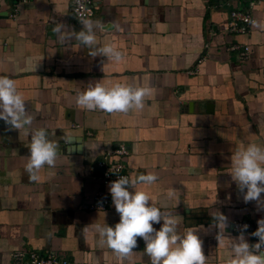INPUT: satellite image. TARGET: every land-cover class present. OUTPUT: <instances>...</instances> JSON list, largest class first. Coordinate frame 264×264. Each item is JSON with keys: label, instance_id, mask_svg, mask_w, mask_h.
Here are the masks:
<instances>
[{"label": "crops", "instance_id": "obj_1", "mask_svg": "<svg viewBox=\"0 0 264 264\" xmlns=\"http://www.w3.org/2000/svg\"><path fill=\"white\" fill-rule=\"evenodd\" d=\"M94 1L88 19L100 25L96 46L113 44L122 53L119 62L91 57L75 39L58 40V23L82 30L72 0L19 2L15 18V1L0 0V76L16 81L33 117L31 129L0 120V264H13L17 249L54 251L70 264H125L91 226L120 220L109 187L108 208H83L100 188L96 160L121 142L130 152L129 178L156 173L154 184L137 187L162 211L179 215L181 231L203 226L207 264H226L229 241L218 244L211 213L229 218L231 236L240 234L234 220L264 218L255 201H243L231 177L238 149L264 147V27L252 25L242 36L223 32L222 24L232 7L250 2L264 24V0ZM233 43L248 44L247 58L228 49ZM97 81L109 88L142 85L152 94L143 109L127 113L78 106L77 96ZM38 128L56 132L58 158L30 181L25 166L31 130ZM245 236L250 243L252 236ZM144 249L138 238L126 264H150Z\"/></svg>", "mask_w": 264, "mask_h": 264}, {"label": "clouds", "instance_id": "obj_2", "mask_svg": "<svg viewBox=\"0 0 264 264\" xmlns=\"http://www.w3.org/2000/svg\"><path fill=\"white\" fill-rule=\"evenodd\" d=\"M82 30L69 31L64 23H58L53 32L61 43L75 39L81 45L90 49L89 55H102L109 61L117 62L123 59L122 53L109 43L97 47L96 29L98 22L81 19ZM253 26L264 27L252 20ZM114 27H118L115 26ZM152 94V89L146 86L117 83L105 87L97 81L76 98L78 106L88 110H101L107 113H127L132 109H143L145 98ZM0 120L12 129L32 128L33 117L29 114L26 101L18 90L16 81L8 76H0ZM56 132L46 128L32 129L30 133V155L25 166V172L30 181L39 178V171L47 165L54 167L58 158V141ZM231 177L236 183L243 201L256 202L258 209L264 210V147L249 143L246 148L238 149L232 156ZM158 180L154 172L140 174L136 179L120 176L110 182L109 191L113 205L120 216L115 226L99 224L94 226L102 242L123 261L138 247V238L145 243L144 253L149 257L150 264H207L209 256L204 252V241L200 232L203 226L188 227L181 231V220L177 214L165 212L153 202L151 195L140 190L137 185H151ZM151 202V203H150ZM213 224L210 229H218L215 239L218 244L229 241V254L226 264H264V218L258 220V228L251 236L258 242L250 244L245 236L249 225L241 226L238 236L226 235L231 226L229 218L221 211L211 213ZM159 229L155 224H161ZM90 226H85L82 234H87ZM207 234V231L205 232Z\"/></svg>", "mask_w": 264, "mask_h": 264}, {"label": "built area", "instance_id": "obj_3", "mask_svg": "<svg viewBox=\"0 0 264 264\" xmlns=\"http://www.w3.org/2000/svg\"><path fill=\"white\" fill-rule=\"evenodd\" d=\"M14 8L10 17L16 16L19 2L26 0H14ZM96 2L94 0H72L71 12L75 20L80 23L81 19H88L95 13ZM254 2H250L247 7H232L225 22L222 24V31L233 35L247 36L252 27V20H255L252 9ZM229 50L237 51L239 59L247 58L249 52L248 44L233 43L228 47ZM194 73L195 70L188 71ZM130 152L124 143H118L113 149L103 153L95 162V167L101 170L99 175L100 188L92 196L91 201L85 203L83 208L89 210H105L110 205V194L106 190L110 182L118 179L120 176H130L127 165V157ZM93 168V167H92ZM258 221L234 220L232 222L233 230L240 232L242 225H249L247 232L251 235L258 228ZM258 242L257 237H251L250 244ZM13 264H70L68 259L62 254L48 251L39 253L32 249H17L11 252Z\"/></svg>", "mask_w": 264, "mask_h": 264}, {"label": "water", "instance_id": "obj_4", "mask_svg": "<svg viewBox=\"0 0 264 264\" xmlns=\"http://www.w3.org/2000/svg\"><path fill=\"white\" fill-rule=\"evenodd\" d=\"M100 172H101V170H100Z\"/></svg>", "mask_w": 264, "mask_h": 264}]
</instances>
